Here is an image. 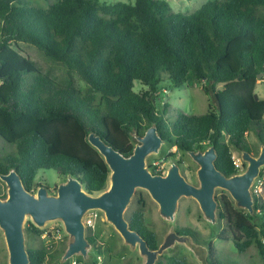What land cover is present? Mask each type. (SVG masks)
Wrapping results in <instances>:
<instances>
[{"label": "trees", "instance_id": "1", "mask_svg": "<svg viewBox=\"0 0 264 264\" xmlns=\"http://www.w3.org/2000/svg\"><path fill=\"white\" fill-rule=\"evenodd\" d=\"M167 11L160 0H57L47 8L0 0V137L14 147L0 158V173L15 169L31 191L37 171L53 169L95 194L110 172L88 133L128 156L131 135L151 124L182 151L213 145L217 169L238 173L231 148L253 152L250 132L264 144V99L254 93L258 74L264 75V0H209L189 14ZM19 41L63 65L66 79L58 81L21 55L11 45ZM162 73L174 87L199 82L214 107L202 114L178 111L169 120L168 104L160 112L150 101ZM135 80L148 89L136 92ZM253 201L249 214L224 197L218 215L227 220L237 251L253 246L264 264V199L253 194ZM128 222L151 249L159 246L142 211L132 212ZM178 232L194 237L189 228ZM224 233L218 238L228 240ZM86 238L95 245L96 236ZM27 251L29 264H43L50 254L47 248ZM155 264L189 263L169 256Z\"/></svg>", "mask_w": 264, "mask_h": 264}, {"label": "water", "instance_id": "2", "mask_svg": "<svg viewBox=\"0 0 264 264\" xmlns=\"http://www.w3.org/2000/svg\"><path fill=\"white\" fill-rule=\"evenodd\" d=\"M262 76L264 75L260 73L257 78ZM135 137L138 143L133 146L131 154L125 156L93 131L88 133L87 141L103 157L110 172L108 188L95 194L86 192L81 182L71 175H67L66 180L57 185L55 194H49L46 186H39L35 192L27 190L15 169L0 173V180L7 186V196L0 198V229L8 250L9 264H29L23 232L26 217H30L36 227L59 220L69 236L61 262L75 255L85 259L91 243L85 236L83 217L90 210H101L104 213L105 219L119 233L124 243L131 249L138 248L140 256L144 258L143 264H155L157 257L176 242L204 259L210 252V246L195 243L188 233L170 230L159 246L151 249L138 231L130 228L129 222L124 218V210L136 188L148 192L158 205L159 215L167 220L174 218L177 202L185 196L196 200L203 218L214 223L218 206L214 193L217 188L228 192L235 207L253 214L251 186L264 165V144L257 155L240 151L241 160L247 164L246 168L231 176H226L217 169V153L213 145L204 150H187L198 165V185H194L180 173L176 163H171L165 174L152 173L146 167V157L157 153L165 143L154 124L142 135L135 134Z\"/></svg>", "mask_w": 264, "mask_h": 264}, {"label": "rangeland", "instance_id": "3", "mask_svg": "<svg viewBox=\"0 0 264 264\" xmlns=\"http://www.w3.org/2000/svg\"><path fill=\"white\" fill-rule=\"evenodd\" d=\"M57 0H29L30 5L37 8H47ZM117 1L132 2L133 0H99V4L114 3ZM165 1L168 7V13L189 14L199 9L209 0H160ZM21 55L31 59L42 71L49 72L58 81L66 79L65 67L58 62L51 61L36 46L28 42L11 43ZM74 79L79 87H84V82L80 77L73 73ZM148 87L141 85L137 80L134 81V90L144 91ZM254 93L259 99H264V76L256 81ZM150 101L156 109L162 112L163 103H167L166 118L169 120L176 116L178 111L187 114H202L208 109L214 107L213 100L207 95L199 82L188 81L180 87L171 85L168 75L162 73L161 82L155 93H150ZM246 140L250 144L253 155H257L262 143L256 136L250 132L246 135ZM133 146L138 143L135 134L131 135ZM205 146L202 150L206 149ZM14 147L0 137V158L6 153H10ZM233 159H238L246 168V163L241 160V152L231 148ZM171 163L179 165L180 173L185 179L198 185L196 171L198 165L192 160L186 151L178 149L176 146L163 143L157 153L149 154L145 159V165L150 172L152 170L160 171L165 174ZM66 177L58 174L53 169L38 170L32 185L31 192H35L39 186H46L49 194H55L57 185L65 181ZM255 181L252 183L251 192L255 187ZM109 186L107 180L104 189ZM103 189V190H104ZM217 201L223 195L226 196L233 204L234 202L227 191L217 188L214 193ZM7 196V186L0 180V198ZM264 199V196L262 197ZM219 202V201H218ZM239 209V208H237ZM140 210L143 213L145 225L152 230L158 240L161 242L164 235L170 230L189 228L192 230L195 243L204 247L212 246L213 251L208 252L204 259L195 255L189 248L180 243H175L162 252L157 260L165 261L169 256H175L184 259L189 264H210L214 259L216 264H261V259L256 252L255 247H248L243 252H238L231 233L227 230V220L219 217L218 209L216 210V221L211 223L203 218L198 203L192 197H181L177 202L176 211L172 220L162 218L158 212L157 203L150 197L148 192L141 188H136L130 202L124 210V218L128 221L132 212ZM91 218V224L85 226V236H96L95 245L91 244L84 259L80 255H75L61 262V256L64 253L69 239L62 223L59 220L46 222L42 227L33 225L30 217H26L23 222V232L25 237V248H47L50 254L43 264H143L144 258L140 256L138 248L131 249L125 244L122 237L115 228L105 219L101 210H90L84 216ZM261 221L256 219V223ZM36 227L39 233L32 227ZM225 230V236L228 240L218 238V234ZM54 254V256H51ZM60 254V256H58ZM0 264H9L8 250L2 230L0 229Z\"/></svg>", "mask_w": 264, "mask_h": 264}, {"label": "built area", "instance_id": "4", "mask_svg": "<svg viewBox=\"0 0 264 264\" xmlns=\"http://www.w3.org/2000/svg\"><path fill=\"white\" fill-rule=\"evenodd\" d=\"M233 164L236 168V170L239 172H241V169L243 168V165L241 162H239L238 159H233ZM263 179H264V165L261 167L260 169V173L259 176L256 178L255 181V187L253 188V194H255L256 197H263L264 196V189H263ZM83 221L85 223V225H90L91 224V218L87 216L83 217Z\"/></svg>", "mask_w": 264, "mask_h": 264}, {"label": "flooded vegetation", "instance_id": "5", "mask_svg": "<svg viewBox=\"0 0 264 264\" xmlns=\"http://www.w3.org/2000/svg\"><path fill=\"white\" fill-rule=\"evenodd\" d=\"M195 150H197V149H195ZM214 196H215V195H214ZM224 197H226V196H223V195H222V196L219 198V200H218L219 202L217 201V203H218L217 209L219 210L218 213L224 211V208H223ZM215 198H216V197H215ZM216 200H217V198H216Z\"/></svg>", "mask_w": 264, "mask_h": 264}]
</instances>
